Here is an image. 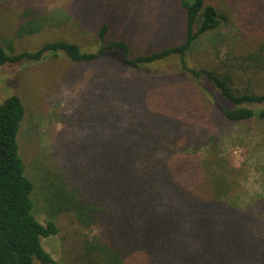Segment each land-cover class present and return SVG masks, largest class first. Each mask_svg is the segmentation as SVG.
Wrapping results in <instances>:
<instances>
[{
  "label": "trees",
  "instance_id": "1",
  "mask_svg": "<svg viewBox=\"0 0 264 264\" xmlns=\"http://www.w3.org/2000/svg\"><path fill=\"white\" fill-rule=\"evenodd\" d=\"M172 3L183 13L182 24L167 20L180 28L179 42L134 52L126 38L108 39L112 16L105 14L95 43L60 39L20 52L0 44V67L62 54L95 68L83 80L85 102L75 121L85 133L71 135L63 154L67 179L76 182L66 188L61 180L57 197L84 220L90 208L102 213L111 244L86 242L101 264H264V197L239 203L243 177L218 144L227 125L264 124V92L236 87L230 69L188 67L191 49L219 31L222 18L204 0ZM95 4L99 11L113 6ZM31 20L18 26V38L42 30L45 20ZM175 57L170 74L143 71ZM259 69L264 74V62ZM24 116L19 97L0 104V264H60L42 247L58 228L36 219L35 186L18 152Z\"/></svg>",
  "mask_w": 264,
  "mask_h": 264
},
{
  "label": "rangeland",
  "instance_id": "2",
  "mask_svg": "<svg viewBox=\"0 0 264 264\" xmlns=\"http://www.w3.org/2000/svg\"><path fill=\"white\" fill-rule=\"evenodd\" d=\"M95 1L98 6L99 0H0V44L16 52L34 51L45 41L60 39L85 46L95 43L93 32L102 21L106 22L105 14L112 16L108 39L126 38L134 45V52L148 53L180 40V28L176 30V24L169 25L167 21L182 24L183 13L173 0H137L138 4L125 9L115 5V0H108L113 6L103 11L101 6L100 11L93 9ZM204 2L217 10L222 22L219 31L201 38L191 49L186 57L188 67L230 69L236 87L264 92L263 69H259L264 62V0ZM29 15L34 20L32 24L44 20L45 24L40 32L18 38V26ZM116 18L127 22V27ZM88 20L97 23L90 27L85 24ZM160 22L164 26L156 28ZM117 61L116 56L114 63ZM178 65L175 57L143 71L167 75ZM94 70L77 65L62 54L0 67V104L9 96H17L25 107L17 142L19 156L35 186L34 215L41 224L52 220L58 228L56 235L42 238L41 244L60 264H101L97 253H87L86 242H112L99 223L101 212L90 208V215L84 220L79 211L63 208L57 197L61 180L66 188L71 181L76 182L67 179L63 154L71 135L80 139L85 133L75 121L85 102L83 80ZM206 88L214 91L210 84ZM225 129L218 144H222L220 149L243 177V192L238 196L244 197L239 203L255 195L264 197V124L240 128L227 125Z\"/></svg>",
  "mask_w": 264,
  "mask_h": 264
}]
</instances>
